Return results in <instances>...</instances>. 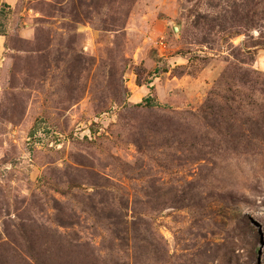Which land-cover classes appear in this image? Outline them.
<instances>
[{"label":"rangeland","instance_id":"1","mask_svg":"<svg viewBox=\"0 0 264 264\" xmlns=\"http://www.w3.org/2000/svg\"><path fill=\"white\" fill-rule=\"evenodd\" d=\"M0 264H264V0H0Z\"/></svg>","mask_w":264,"mask_h":264},{"label":"trees","instance_id":"2","mask_svg":"<svg viewBox=\"0 0 264 264\" xmlns=\"http://www.w3.org/2000/svg\"><path fill=\"white\" fill-rule=\"evenodd\" d=\"M145 102L147 103V105H153V104H152V103H153V100H152L151 97H147V98L145 99Z\"/></svg>","mask_w":264,"mask_h":264}]
</instances>
